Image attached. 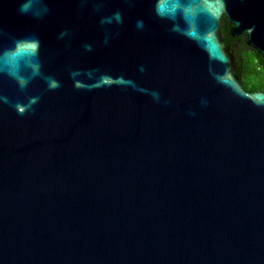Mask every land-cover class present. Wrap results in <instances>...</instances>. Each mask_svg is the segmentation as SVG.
Here are the masks:
<instances>
[{"label":"water","instance_id":"obj_1","mask_svg":"<svg viewBox=\"0 0 264 264\" xmlns=\"http://www.w3.org/2000/svg\"><path fill=\"white\" fill-rule=\"evenodd\" d=\"M264 0H0V264H264Z\"/></svg>","mask_w":264,"mask_h":264},{"label":"trees","instance_id":"obj_2","mask_svg":"<svg viewBox=\"0 0 264 264\" xmlns=\"http://www.w3.org/2000/svg\"><path fill=\"white\" fill-rule=\"evenodd\" d=\"M230 24L226 19L223 20L222 33L229 39ZM236 62V74L242 79L244 88L247 91L255 92L264 90V60L255 51L247 47L244 41L240 48L233 49ZM252 86V88H249Z\"/></svg>","mask_w":264,"mask_h":264},{"label":"flooded vegetation","instance_id":"obj_3","mask_svg":"<svg viewBox=\"0 0 264 264\" xmlns=\"http://www.w3.org/2000/svg\"><path fill=\"white\" fill-rule=\"evenodd\" d=\"M229 23V22H228ZM230 24V23H229ZM232 28V25L230 24V28H229V39L226 38V35L223 34V45L225 47H228L231 52L233 49H239L240 48V45L241 43L244 41V43H246L247 47L252 49V50H255L254 48L250 47L248 44H247V33H243L239 36H232L231 33H230V30ZM256 51V50H255ZM257 52V51H256ZM233 53V52H232ZM258 53V52H257ZM259 54V53H258ZM260 55V54H259ZM261 56V55H260ZM262 57V56H261ZM263 58V57H262Z\"/></svg>","mask_w":264,"mask_h":264},{"label":"rangeland","instance_id":"obj_4","mask_svg":"<svg viewBox=\"0 0 264 264\" xmlns=\"http://www.w3.org/2000/svg\"><path fill=\"white\" fill-rule=\"evenodd\" d=\"M249 88H252V86H250Z\"/></svg>","mask_w":264,"mask_h":264}]
</instances>
